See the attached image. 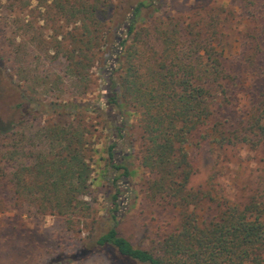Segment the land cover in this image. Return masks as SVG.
Wrapping results in <instances>:
<instances>
[{
	"label": "trees",
	"instance_id": "trees-1",
	"mask_svg": "<svg viewBox=\"0 0 264 264\" xmlns=\"http://www.w3.org/2000/svg\"><path fill=\"white\" fill-rule=\"evenodd\" d=\"M167 1L5 0L0 22L20 40L14 36L7 56L0 52V93L16 98L18 113L15 121L0 122V190L37 216L68 223L84 217L93 168L86 157L90 132L80 116L94 112L108 134L112 191L108 226L94 237L93 249H111L139 264H264V189L244 206L226 203L207 215L201 206L213 200L211 192L189 187L195 148L264 147V0H240L255 34L239 41L238 55L219 30L230 15L226 9L184 24L162 15ZM16 14H24L22 21ZM46 26L52 33L44 38ZM35 51L52 55L40 58ZM48 58L63 63L52 82L58 87L48 90L66 87L68 99L42 103L37 95V86L50 80V70L41 67ZM231 58L259 88L257 102L236 126L228 125L227 114L230 86L239 80L226 65ZM8 61L19 80L30 83L29 92L8 73ZM93 70L104 83L98 101H84L78 97L93 93ZM47 112L74 119L38 124ZM131 116L141 130L140 166L152 177L145 197L162 201L178 219L150 249L135 247L118 231L119 182L134 174L124 150Z\"/></svg>",
	"mask_w": 264,
	"mask_h": 264
},
{
	"label": "rangeland",
	"instance_id": "rangeland-1",
	"mask_svg": "<svg viewBox=\"0 0 264 264\" xmlns=\"http://www.w3.org/2000/svg\"><path fill=\"white\" fill-rule=\"evenodd\" d=\"M0 3L1 20L7 3L5 0H0ZM36 5L37 2H34L33 7ZM219 7H223L230 13L219 30L224 33L226 40L230 43L232 55H238L239 41L247 33L255 34L252 32L253 24L246 18L247 10L244 3L240 0H170L163 6L162 15H171L187 24L194 20H205L212 10ZM15 16L22 21L24 14ZM29 19L31 20L32 17L27 18ZM12 31L13 28L9 25L5 27L0 22V52L4 56H7L14 36L17 41L20 40L17 32L14 34ZM41 31L44 38L52 33L49 26ZM261 45L264 47V39ZM35 54L40 58L52 55V53L48 55L39 51H35ZM231 60L232 58L226 65L239 77V80L235 86H230L231 109L227 111V114L228 125L236 126L257 102L259 88L246 68L230 63ZM44 62L45 64L41 67L46 71L50 70L51 74L46 86H37V95L41 102L49 103L52 100L59 101L71 97L72 94L66 87H62L64 90L62 93L57 92L56 89L48 90L51 86L58 87L52 82L58 74H62V61L51 62L48 58ZM7 65L8 73L13 79L20 81L23 89L28 90L30 83L19 80L13 62L8 61ZM92 79L93 93L88 96L80 94L78 98L84 101L96 99L98 101L104 82L96 70H93ZM15 104L16 98H3L0 93L2 124L16 120L18 113ZM107 115L111 121L114 119L110 110ZM73 119L72 115L59 116L47 112L38 119L37 123H68L73 122ZM80 119L91 137L86 151L87 161L93 168L91 195L86 197L91 209L85 213L84 217L75 218L68 223L66 219L53 214L37 216L26 205L20 202L16 205L8 191L0 190V264H50L52 261L60 262V264H139L120 257L114 250L92 248L94 237L101 234L108 226V209L112 191L108 180L110 170L106 165L108 134L102 130L99 124L101 119L97 113L84 112ZM129 124L124 150L130 155L127 165L134 174L126 181L119 182L122 194L116 213L118 231L135 247L150 249L153 241H158L161 236L177 226L178 219L173 209L162 201L154 203L146 199V183L152 177L140 166L141 130L138 127L137 118L131 116ZM191 159L194 173L189 187L208 190L213 198L211 201H203L201 209L204 214H215L218 205L226 203L244 206L264 189V147L256 149L248 146L195 148L191 151ZM59 256L66 257V260L74 256L75 260L57 261L56 258Z\"/></svg>",
	"mask_w": 264,
	"mask_h": 264
}]
</instances>
